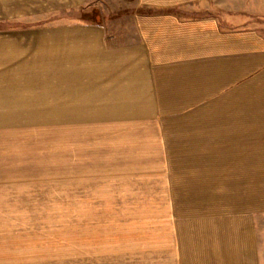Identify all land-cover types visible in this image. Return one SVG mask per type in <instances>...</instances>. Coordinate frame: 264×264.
<instances>
[{"label":"rangeland","instance_id":"1","mask_svg":"<svg viewBox=\"0 0 264 264\" xmlns=\"http://www.w3.org/2000/svg\"><path fill=\"white\" fill-rule=\"evenodd\" d=\"M221 2L248 19L264 13V0H213ZM133 3L97 0L77 11L105 27L111 47L120 32L132 37L124 13ZM46 11L36 0H0V21L9 24L46 19ZM121 13L122 22L111 25ZM39 31L32 40L47 29ZM31 37L0 34V97L10 102L5 109L0 102V264H183L190 237L205 235L200 223L221 216L255 218L264 264V140L246 133L244 142L168 141L204 137L173 136L189 127L119 115L110 123L109 112L88 101L63 110L51 102L57 80L47 74L75 63L35 58V45L8 46L15 39L35 44ZM237 113L195 114L220 125L237 121Z\"/></svg>","mask_w":264,"mask_h":264},{"label":"crops","instance_id":"2","mask_svg":"<svg viewBox=\"0 0 264 264\" xmlns=\"http://www.w3.org/2000/svg\"><path fill=\"white\" fill-rule=\"evenodd\" d=\"M36 1L51 16L14 21L10 24L19 26L13 29H6L8 21H0V34L30 32L31 37L46 28L45 36L31 37L35 44L15 39L8 46L35 45L38 49L30 51L35 58L74 61L73 70L68 65L61 73L47 74L46 79L57 80L49 100L64 105L61 109L80 110L88 101L94 103L90 109L109 112L104 121L110 123L119 115L121 121L132 117L133 122L151 125L157 121L158 127H189L173 136L204 137L168 141L244 142L246 133L253 136L249 141L264 140V13L248 19L244 11L224 7L223 2L214 5L213 0H134L124 13L133 24L132 37L125 30V36L120 32L111 37L107 47L104 26L74 16L97 0ZM117 15L111 25L122 22L123 13ZM0 102L3 109L10 103L4 97ZM214 111L238 112L237 121L215 125L195 114ZM247 112H253V121L245 120ZM249 125L253 132L246 129ZM219 218L200 223L205 235L190 237V256L183 264H261L255 218Z\"/></svg>","mask_w":264,"mask_h":264},{"label":"trees","instance_id":"3","mask_svg":"<svg viewBox=\"0 0 264 264\" xmlns=\"http://www.w3.org/2000/svg\"><path fill=\"white\" fill-rule=\"evenodd\" d=\"M75 15H78V17H76L77 19H79L81 22H85V23H88V24H93V25H99L96 21L94 20H91L93 19L92 17L88 16L89 13L87 14V12H85V10L83 11H80L78 12L77 14ZM101 25V24H100ZM19 25H16V24H7V27L6 29H13L15 27H18Z\"/></svg>","mask_w":264,"mask_h":264}]
</instances>
